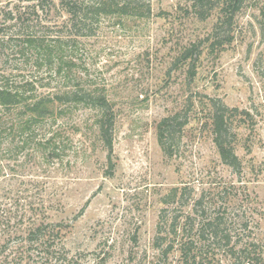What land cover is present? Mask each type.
Returning <instances> with one entry per match:
<instances>
[{
    "label": "rangeland",
    "instance_id": "374dc122",
    "mask_svg": "<svg viewBox=\"0 0 264 264\" xmlns=\"http://www.w3.org/2000/svg\"><path fill=\"white\" fill-rule=\"evenodd\" d=\"M26 1L0 0V8ZM150 1V17L105 16L96 35L78 39L64 57L73 63H68L69 83L103 93L113 106V171L99 136V112L56 105L44 126L32 128L38 139H54L50 150L20 144L15 155L13 134L4 143L0 210L10 204L64 223L66 246L72 255L85 254L83 264H98L106 255L107 264H184L179 246L166 259L155 246L158 229L163 225L161 236L169 240V226L177 217L182 225L191 217L188 235L197 241L203 264H243L244 259L264 264V0L245 2L231 32L222 31V41L229 34L232 41L213 54L206 39L219 10L203 20L185 1ZM44 17L48 25H62L68 18L61 11ZM199 43L203 54L192 80L189 64L175 63L183 49ZM23 55L1 60L0 70L12 71L19 80L37 79L41 96L63 86L54 72L39 70L34 57ZM211 99L251 114L248 126L236 122L240 173L222 163L214 144ZM17 113H6L10 125L20 119ZM177 113L188 124L170 158L159 144L158 126ZM175 188L180 189L176 199L171 197ZM218 214L222 231L234 242L256 243L257 248L249 246L250 255L236 261L209 233L207 241L198 240L201 222Z\"/></svg>",
    "mask_w": 264,
    "mask_h": 264
},
{
    "label": "trees",
    "instance_id": "16d2710c",
    "mask_svg": "<svg viewBox=\"0 0 264 264\" xmlns=\"http://www.w3.org/2000/svg\"><path fill=\"white\" fill-rule=\"evenodd\" d=\"M185 1L194 13L203 20L219 10L220 16L216 22L213 32L206 39V43L211 42L208 48L210 53H215L217 48L232 41L231 34L226 37L227 41H222V31L231 32L237 14L241 11L247 0H180ZM27 5L0 8V62L8 59L11 55L22 53L24 58L34 57L37 68L45 70V73L55 75L60 79L63 86L54 89L56 93L41 96L37 94V79L19 80L12 71L0 70V163L3 158V145L7 138L13 134L12 140L18 141L14 154L17 155L20 144L25 147L38 145L39 149L45 152L54 145V139L39 138L35 134L33 127L45 125V121L53 116V108L57 105L71 106L83 105L99 112L97 126L99 136L108 152L111 164L110 172L114 165L112 157L114 155V130L116 124V114L113 106L107 97L91 87L83 84L76 85L69 83L71 67L70 59L68 65L64 57L69 56V51L76 47L80 38H88L96 35L100 28L101 20L105 16L125 15L129 17L146 18L152 14L150 0H27ZM25 3V2H24ZM23 4V3H22ZM61 11L67 15V22L62 25L50 23L48 25L45 14ZM68 31V35L64 33ZM212 40V41H211ZM201 43L193 44L181 51L176 66L189 64V72L192 80L196 76V65L200 60L203 51ZM73 47V48H72ZM11 49L12 54L7 55ZM68 54V55H67ZM26 57V58H27ZM54 78V79H56ZM52 79V75H50ZM77 79V78H76ZM63 80V81H61ZM68 84L72 86L69 89ZM211 102V121L213 128L214 144L222 163L236 173L243 170L242 161L236 152V142L238 133L236 131L238 122L240 126H248L251 118L250 112L231 109L227 105L215 101ZM20 110V112H18ZM18 112V113H17ZM6 113L12 117L23 116L26 120L20 119L17 124L8 122ZM188 124L179 113L164 118L158 126L159 144L168 157H173L176 146L174 141L178 134H182L184 127ZM18 131V132H16ZM53 155H57L52 152ZM32 156V155H31ZM4 167L0 166V185L5 177ZM185 189H181L183 191ZM180 189L175 188L171 197L176 199ZM170 204V202H167ZM203 204V199L194 202V209L197 210ZM10 205V204H9ZM8 204L0 210V264H83L85 254L72 255L66 246L67 226L62 222H50L47 215L28 214L20 212L18 209L10 208ZM13 207V204L11 205ZM220 214L210 217L201 222L198 233L199 241H207L206 234L213 237L218 247H224L227 255L240 261V255H250L252 248H257L256 243L244 247L239 242H234L233 238L222 231V219ZM191 217H187L184 225L179 222L178 217L174 218L169 226V240L161 236L164 233L163 225L158 229L155 246L167 258L170 253L179 246L184 264H203L198 256L201 255L197 241L193 234L188 235V223ZM192 223V220H191ZM190 228L194 230V225ZM165 232L166 229H165ZM107 257L109 255H106ZM98 258V264H107L108 258ZM247 259H244V263Z\"/></svg>",
    "mask_w": 264,
    "mask_h": 264
}]
</instances>
